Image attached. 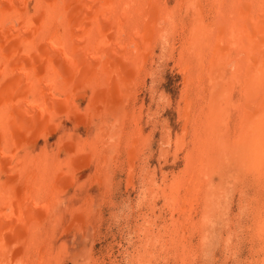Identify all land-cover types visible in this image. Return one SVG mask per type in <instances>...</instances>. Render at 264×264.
I'll list each match as a JSON object with an SVG mask.
<instances>
[{
	"label": "rangeland",
	"instance_id": "obj_1",
	"mask_svg": "<svg viewBox=\"0 0 264 264\" xmlns=\"http://www.w3.org/2000/svg\"><path fill=\"white\" fill-rule=\"evenodd\" d=\"M167 1L169 4L167 6L173 7L179 0ZM202 1L198 8L203 11L202 13L200 11L199 14L203 20L201 26L211 21L208 19L211 15L209 12L210 0ZM225 3L224 7H227V1ZM180 9L182 12L180 11L181 14L176 16L177 20L175 19L173 24L169 23L170 26L163 29V25H159L157 31L161 35L156 33L157 35L153 38L156 41L152 40L151 50L153 54L145 53L144 64H135L136 68H134L139 71L138 74L140 75L132 74V83L128 84L127 94L116 101L107 95L105 102L94 111L96 119L87 122L86 131L80 127L77 128L78 130L72 131L70 130L72 128L70 122L64 121L63 124L59 122L58 118L53 120L50 125L40 122L35 126H32L30 121H25L23 114V116L19 114L15 120V114L11 115L8 111L13 109L10 107L11 102L14 104L16 101L9 99V97H3L4 100L0 99V116L2 117L0 119L5 127L4 134L6 135L8 130L13 131L12 136L25 132L28 141L32 143L35 141L34 145L32 144L34 157L38 151L47 150L50 154L48 162L55 159L53 161L55 166L61 165L63 171L68 173L67 178L70 180H56L59 181V183L57 182L59 188L56 193L61 201L58 203L59 209H56L57 215L54 216L61 219L55 221L56 229L53 231L48 229L54 222V217L47 215L45 209H38L37 212L33 210L34 212L31 211L30 215H28L29 213L26 215L25 220L28 221V224L25 226H28L29 230L33 228L32 234L35 236L31 241H23L18 245L21 244L22 247H25L26 244L28 246L30 244L29 259L24 260L25 263L264 264V164L261 165L262 168L255 166L248 168L242 165L239 155L242 152L244 142L236 141L237 138L234 137L241 122L238 118L239 110L236 108L237 103H241L236 102L239 91H233L229 108L224 103L223 105L219 104L220 98L215 99L209 96L210 83L205 78V74L194 66L202 62L204 65L207 64V57L209 56L207 52L204 50L197 59H190L193 62L191 64H189V59L177 58V50L180 49L179 41L182 40V36L186 37L189 32L187 31L189 30L188 15L193 13L191 11L186 12L183 7ZM179 20L180 22L177 23ZM176 24H178L177 28H174ZM186 62H188L187 66L190 67V72L185 73L188 76H183L179 73V65ZM140 66L142 69L139 70L138 67L141 68ZM198 72L202 73L200 78ZM108 73L110 74V72ZM149 75H152L151 78ZM29 95L28 98L30 99L32 96ZM23 99L25 100V98H21L20 101L22 102ZM110 99H114L110 102L111 104L109 103ZM61 103H63L62 99ZM86 103L87 101L80 100L79 104H76L75 108H78L77 111L81 115H83ZM186 111H188L189 119L184 121L183 113ZM103 112L106 113L103 115ZM92 116L94 117V115ZM193 119L196 120V123ZM94 120H97L96 123ZM184 122L188 123L184 124ZM219 122L224 126L218 128L216 123ZM97 125L99 128L101 126L100 134L95 133L98 128ZM212 126L214 127L212 128ZM183 128L187 130L184 133L182 132ZM64 129L65 131L70 130L73 140L78 142V146L84 147V151L83 149L78 151L72 145L70 158L63 151L51 159L52 154L56 153H53L52 148L56 151L54 147L59 145L56 142L58 143V139L62 138ZM194 132L195 136H192L191 133ZM111 136H113L112 139H110ZM21 137L22 135L19 136V139H22ZM193 138L195 139L193 140ZM94 140L97 143L96 152L90 146ZM200 140L202 141L200 142ZM194 141L195 143H193ZM223 141L225 145L222 144ZM1 142L0 148L3 145ZM192 146L197 149V152L208 153L210 151L209 155H217L214 160L207 157L209 161H203L204 167L206 164L208 165L207 171H204V168L202 171H196V178L182 174L186 162V153ZM215 146L216 148H214ZM30 147L31 144H27L25 148H21L19 156L21 158L25 155L28 156ZM72 149L77 150V152ZM108 151L112 153L110 154ZM76 157L78 159L82 157L79 159L81 162L77 161ZM99 157L101 162L97 160ZM70 159L71 167L68 169ZM64 160H66L65 163ZM236 161L238 165H236ZM61 162L62 164H59ZM59 176L54 175L55 178H59ZM179 176L183 179L186 177L184 179L186 182L181 179L182 183L185 184H180L181 181H178L180 185L174 186V181ZM196 180H200V182L195 183ZM26 184L21 179L16 181L14 185L27 187L28 184ZM214 191L218 192L219 195ZM20 192L22 194V191ZM163 192L164 194H162ZM193 192L198 195H194ZM12 195L10 194L9 198ZM204 195L205 197L210 196L207 198L208 200L204 198ZM42 202L46 206L45 201L42 200ZM16 206L17 204L12 205L19 216L17 210L20 208L17 206V209ZM65 207L67 208L65 209ZM66 212L70 216H67ZM39 216L41 217L38 218ZM21 217L22 215H20ZM44 218L45 220H43ZM60 222L62 225L59 224Z\"/></svg>",
	"mask_w": 264,
	"mask_h": 264
},
{
	"label": "bare ground",
	"instance_id": "obj_2",
	"mask_svg": "<svg viewBox=\"0 0 264 264\" xmlns=\"http://www.w3.org/2000/svg\"><path fill=\"white\" fill-rule=\"evenodd\" d=\"M166 1L167 0H0V99L4 100L3 97H9V99L16 101L14 104L11 102L12 105H10V107L13 109L10 108L11 111H8V113H11V115L15 114V120H17L19 114H23L25 121H30L32 126L40 122H44L45 125H50L53 120H57L58 118L59 122L63 124L64 121L70 122L72 124L70 130L72 131L78 130V127L86 131L88 127L87 122L90 120V122H92L95 118V109L105 102L107 95L111 96L110 98L113 97L116 101L127 94L128 84L132 81V74L139 73V71L135 69V64H144L145 61H143V59L145 53H152L151 49L153 45L152 42L155 40H153L154 36L157 35L156 33L161 35V33L157 31L159 25H163L162 29L166 28V26L169 27V23L173 24L174 20L181 14L180 8L183 7L186 12L191 11L193 13L188 15L189 22L187 25L189 30L187 31L189 32L186 37L182 36V40L179 41L180 49L177 50V58L192 60V58L197 59L198 56H201L204 50L207 52L209 55L207 57V64L204 65L202 62L196 65L194 63V66L205 74V78H207L210 83L209 96L215 99L220 98V105H223V103L226 106L230 105L233 91H239V97H237L238 99L236 102L241 103H237L236 108L239 110L238 118L241 122L237 127L238 132L236 135L234 134V137L237 138L236 141L244 142L239 157L244 167L252 168L255 166L262 168L261 165L264 164L262 163L264 160V0H210L209 12L211 15L208 19L211 21L204 23L203 26H201L203 20L199 16L201 10L198 9L203 2L202 0H179L173 7L167 6L168 1L167 3ZM226 1L228 5L224 7ZM202 12L203 11H201V13ZM179 22L180 20L177 21V23ZM177 25L178 24L174 25V28H177ZM161 49L163 50V48ZM191 60L189 64H191ZM187 63L188 62L180 63L179 65V73L183 76L186 72H190V67L187 66ZM140 67L141 68L138 67L139 70L142 69V66ZM106 70L110 72V74ZM201 72L197 73L199 78L201 77ZM151 76L152 75H149L150 78ZM188 82L191 83V81ZM202 84L204 83L202 82ZM186 87L188 88V86ZM27 93L32 96L30 99ZM21 98H25V100L23 99L21 102ZM61 99L63 103H61ZM80 100L87 101L83 115L77 111L78 108H75ZM112 100L110 99L109 103L112 102ZM8 103L10 104V102ZM109 106L112 107V105ZM104 113L106 112H103V115ZM183 114V118H185L183 120L187 121L189 119L187 115L188 111ZM92 115H94V117ZM7 116V118H9V115ZM214 119L215 118H213V120ZM195 121L196 120H194V122ZM220 121L222 123V120ZM185 123L186 122H184V124ZM219 123H216L218 124L217 126H219L218 128L224 126L221 123L219 125ZM213 127L214 126H212V128ZM35 128L37 129L38 127ZM185 128L182 129L183 133L187 131ZM70 130H63L64 133L62 138L60 137L61 139H58L59 142H56V144L59 145L54 147L56 151L52 148L53 153H56L52 154L51 159L53 156H58L63 151L66 152L64 154L70 158V148L72 145L75 146L78 151L79 149H83L84 151V147L78 146V142H76L75 139L73 140ZM100 130L101 126L97 128L95 133L100 134ZM4 131L5 127L0 119V142L2 141L1 143H3L0 148V264H31L24 262V260L29 259L28 250L30 244L28 246V244L25 243V247H22L21 244V247L18 246L20 242H27V240L31 241L35 236L32 234L33 228L29 230L28 226H25L28 224V221L26 222L25 220L27 218L26 215L28 213V215H30V212L33 210L37 212L38 209H45L47 215H51L52 218L56 216V209H59L58 203H61L56 193L59 188V181L56 180H70L67 178L68 173L63 171V168L60 167L61 165L55 166L53 163L55 159L48 162L50 154H48L49 152L47 150L42 149L38 151L34 157L32 149L35 141L33 143L28 141L25 137V132L17 136L15 134L12 136L13 131L11 132L8 130L6 135ZM195 132L191 133L192 136H195ZM50 133L51 132H49V134ZM213 134H215V132H213ZM20 135H22V139H19ZM113 136L109 138L112 139ZM195 138H193V140ZM96 140L91 142L90 145L92 149L94 148L93 151L95 152L97 147ZM211 140H213L212 137ZM201 141L202 140H200V142ZM193 143H195V141ZM27 144H31L30 155L28 154V156L25 155L21 158L19 156L21 152L20 149L25 148ZM222 144H224V141ZM104 148L105 147H103V149ZM192 148L186 153V162L182 174L184 176L188 175V177L196 178V171H202L203 168L204 171H207L208 165L206 164V167H204L205 163L203 164V161L209 158L214 160L217 155L210 154V156L208 154L210 151H208V153H201L197 152V149ZM214 148H216V146ZM105 149L107 150V148ZM77 150L75 151L77 152ZM206 150L208 149L206 148ZM110 151H108V153L111 154L112 152ZM222 151L224 150L222 149ZM77 154L78 153H76V156H78ZM28 158L31 159L28 160ZM76 158L78 159V157ZM76 158L75 160H77ZM235 158L237 160V157ZM79 159L77 161H79ZM97 160L101 162L100 157L97 158ZM65 161L66 160H64V163ZM62 162L59 164H62ZM79 162H81V160ZM236 165H238V163ZM70 167L71 159L68 164V169H70ZM128 170L130 171V169ZM55 174L60 175L59 178H55ZM185 178L186 177H184V179ZM208 178L207 180L209 181ZM21 179L28 184L27 187L23 185H14L16 181H20ZM181 179L184 180L183 177L180 176L178 179L176 178L174 186L186 182L184 180L182 183ZM178 181H181V183L179 184ZM199 182L200 180L195 183ZM182 186L184 187L185 185ZM188 188H186L187 191ZM198 189L201 190L200 188ZM20 191H22V194ZM162 191L163 189L161 192ZM200 193L203 194V192ZM216 193L219 195L218 192ZM10 194H13V197L11 196V198H9ZM162 194H164V192ZM209 197H205L204 195L206 199ZM42 200L45 201L46 206ZM14 204H17L20 208L18 209L16 206L19 216L15 208L12 207ZM67 207H65V209ZM62 209H64L63 206ZM78 209L80 208L78 207ZM66 214L70 216L67 212ZM20 215H22L21 218ZM32 216L34 217L33 214ZM40 217L41 216L38 218ZM56 218L54 217V222L49 228H46L51 231L56 229L57 226H55V221L58 219V221L61 220L60 217ZM81 218L83 219V217ZM43 220H45V218ZM62 223L65 224L64 222ZM59 224H61V222ZM58 227L60 228V226Z\"/></svg>",
	"mask_w": 264,
	"mask_h": 264
}]
</instances>
